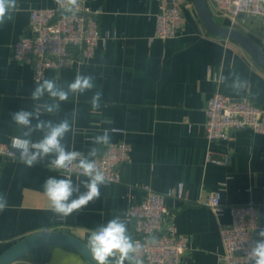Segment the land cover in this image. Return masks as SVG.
Wrapping results in <instances>:
<instances>
[{"label": "crops", "instance_id": "obj_1", "mask_svg": "<svg viewBox=\"0 0 264 264\" xmlns=\"http://www.w3.org/2000/svg\"><path fill=\"white\" fill-rule=\"evenodd\" d=\"M177 1L184 10L183 26L176 36L162 39L154 37L160 0H88L91 8H102L101 32L110 38L98 45L91 58L58 71L47 69L45 79L66 86L77 73L92 75L94 88L78 97L70 95L57 113L41 119L58 121L76 109L72 132L65 137L69 150L86 156L96 146L102 153L105 146L94 145L93 139L110 130V142L130 144L131 161L123 166L121 182L107 181L101 186L100 199L62 219L50 211L45 180L71 176L74 184H80L85 178L49 169L52 157L29 168L0 154V195L8 202L0 212V254L42 230L69 232L87 241L90 230L115 216L128 221L133 236L128 209L142 198L143 184L167 192L183 183V199L165 198L168 216L178 232L188 237L183 264H231L222 259L221 236V226L232 219L230 205L258 202L264 228V133L233 130L229 139L214 142L205 136L206 106L216 92L251 98L264 109V67L238 42L208 32L192 0ZM54 6L55 0H17L12 19L0 25V143H10L22 133L12 113L51 102L47 96L31 100L37 83L34 69L13 58V46L29 33L31 10ZM209 6L218 22L241 29L264 49L259 17L239 15L232 20ZM217 75L221 81L214 79ZM236 76L248 82L246 90L231 87ZM97 91L102 97L94 111L91 99ZM39 136L35 133L33 139ZM84 191L81 185L80 192ZM215 191L221 192L224 205L218 215L198 203ZM25 259L35 264H91L78 252L58 245L40 248Z\"/></svg>", "mask_w": 264, "mask_h": 264}, {"label": "built area", "instance_id": "obj_2", "mask_svg": "<svg viewBox=\"0 0 264 264\" xmlns=\"http://www.w3.org/2000/svg\"><path fill=\"white\" fill-rule=\"evenodd\" d=\"M221 15L235 20L239 15L259 17L264 27V0H208ZM102 8L93 9L88 0H80L79 11L62 13L59 6L36 8L30 12L29 33L21 35L13 46V58L30 64L36 82L45 79L47 69L60 70L75 62L94 56L100 43H106L109 33H102L99 17ZM184 10L177 0H160L155 15L157 38L176 36L183 26ZM264 39V34H263ZM221 81V77L214 76ZM249 128L264 133V109L251 98L235 99L216 92L206 106L205 136L211 141L229 139L233 130ZM110 130L105 134L109 135ZM113 131H120L114 128ZM131 146L124 140L110 142L102 153L93 158L106 174L107 181L119 183L123 166L131 161ZM0 154L18 160L10 143H0ZM209 159L220 161L211 156ZM43 161V160H41ZM38 161V162H41ZM63 173L80 175L74 168L60 169ZM142 198L130 205L128 216L134 225L133 238L143 248L139 256L144 264H183L188 251V237L179 233L168 216L166 197L184 198V185L179 183L167 192H159L149 184L141 186ZM198 203L210 207L217 215L223 209L221 192L215 191ZM231 222L221 226L224 253L222 259L231 264L247 262V249L259 239L261 205L255 201L230 205ZM154 241V242H153ZM11 264H35L25 258Z\"/></svg>", "mask_w": 264, "mask_h": 264}, {"label": "clouds", "instance_id": "obj_3", "mask_svg": "<svg viewBox=\"0 0 264 264\" xmlns=\"http://www.w3.org/2000/svg\"><path fill=\"white\" fill-rule=\"evenodd\" d=\"M62 13L75 15L80 8V0H55ZM17 7V0H0V25L12 19L11 13ZM94 77L77 73L74 80L66 86L57 83L56 79H44L37 82L31 92L32 101H41L45 96L48 101L36 103L31 110L20 109L11 114L12 120L22 129L21 135L11 140V147L18 153V160L31 168L38 161L52 157L47 167L49 169L78 170L80 177L85 179L80 184H74L71 176L66 178L48 177L44 184V195L49 201L50 211L59 218H67L74 212H79L90 202L100 199L101 186L106 185V174L98 167L95 157L100 153V147H92L85 156L79 151L69 150L65 142L67 134L72 132L78 111L73 109L63 119H41L42 115L50 116L60 110L62 102L69 100L70 95L78 97L94 88ZM239 91L248 88V82L236 76L232 86ZM102 92L97 91L91 99L92 109L100 107ZM33 120L36 122L33 123ZM71 120V123H70ZM39 133L38 139L33 135ZM93 144L106 146L109 144L107 134L94 137ZM77 180H80L77 179ZM81 185L86 189L80 192ZM74 194H78L73 198ZM8 207L7 198L0 195V212ZM259 239L252 242L247 249L249 264H264V228L258 232ZM154 242V241H153ZM85 247L91 255L94 264H144L139 253L143 245L135 240L129 231L128 221L120 216L98 225L90 230ZM55 251H59L58 249Z\"/></svg>", "mask_w": 264, "mask_h": 264}, {"label": "water", "instance_id": "obj_4", "mask_svg": "<svg viewBox=\"0 0 264 264\" xmlns=\"http://www.w3.org/2000/svg\"><path fill=\"white\" fill-rule=\"evenodd\" d=\"M192 1L199 18L208 32L217 36L227 37L238 42L256 62L264 67V49L253 37L232 25L218 22L207 0ZM52 245L64 246L72 249L81 254L91 264H94L90 253L85 247V240L69 232L56 230H42L34 232L17 240L0 254V264H11L18 259L25 258L27 255L40 248Z\"/></svg>", "mask_w": 264, "mask_h": 264}]
</instances>
